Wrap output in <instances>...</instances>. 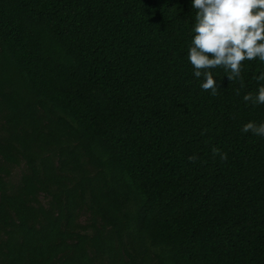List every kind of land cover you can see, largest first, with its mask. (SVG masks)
<instances>
[{
	"label": "trees",
	"instance_id": "1",
	"mask_svg": "<svg viewBox=\"0 0 264 264\" xmlns=\"http://www.w3.org/2000/svg\"><path fill=\"white\" fill-rule=\"evenodd\" d=\"M195 13L0 0V264H264V63L202 90Z\"/></svg>",
	"mask_w": 264,
	"mask_h": 264
},
{
	"label": "clouds",
	"instance_id": "2",
	"mask_svg": "<svg viewBox=\"0 0 264 264\" xmlns=\"http://www.w3.org/2000/svg\"><path fill=\"white\" fill-rule=\"evenodd\" d=\"M196 10L187 59L200 88L216 94L213 71L223 68L228 80L239 79L242 62L258 59L264 63V0H190ZM264 81V72L256 77ZM245 102L264 104V85L256 95L243 96ZM242 131L264 137V122L249 121Z\"/></svg>",
	"mask_w": 264,
	"mask_h": 264
},
{
	"label": "rangeland",
	"instance_id": "3",
	"mask_svg": "<svg viewBox=\"0 0 264 264\" xmlns=\"http://www.w3.org/2000/svg\"><path fill=\"white\" fill-rule=\"evenodd\" d=\"M19 173H20V169H15V170L13 171L12 179H13V180L17 179Z\"/></svg>",
	"mask_w": 264,
	"mask_h": 264
}]
</instances>
